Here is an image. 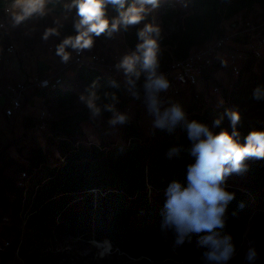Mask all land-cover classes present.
Segmentation results:
<instances>
[{"label": "trees", "instance_id": "obj_1", "mask_svg": "<svg viewBox=\"0 0 264 264\" xmlns=\"http://www.w3.org/2000/svg\"><path fill=\"white\" fill-rule=\"evenodd\" d=\"M187 1L189 12L178 25V30L159 33L158 37L152 35L159 44V71L166 69L173 59L186 58L193 47L214 38L222 31L223 21L241 11L259 7L264 18V0ZM7 5L8 0H0V19L4 17ZM48 7L56 13L66 9L62 0H49ZM141 28L138 24L129 26L126 31L130 47L135 48L137 43L142 42L137 36ZM61 29L63 41L78 35L72 22H63ZM72 48L68 45L66 51ZM262 68L263 73L255 79L251 95L259 87L264 97V62ZM136 70L141 72L139 79L135 73H125L123 79L105 75L88 66L77 68L75 74L84 83L89 99L93 98V92L96 94L94 103L100 109L98 115L107 116L113 109L121 107L126 94L133 99L145 95L143 85L147 72L141 69L139 62ZM50 91L62 106L73 103L79 97L77 92L61 87L44 92ZM132 92L138 98L131 95ZM90 112L93 113V110H77L51 122V130L62 137L59 149L63 160L52 166L50 174L30 191L32 208L26 213L28 230L40 236L82 237L99 242L107 240L113 244V250L142 258L147 263L200 264L195 238L177 247L173 243L174 234L162 232L160 228L162 192L171 179H183L188 162L186 151L171 160L166 155L173 146L187 148L183 128L178 126L173 133L155 129L151 136L145 137L138 125L132 122L126 125L128 142L125 144L77 143L74 137L82 131L83 124L96 121ZM188 118L209 124L206 113L194 112ZM252 129L250 126L245 128L242 142L243 136ZM45 160V152L39 147L32 150L24 165L31 168ZM248 165L250 184L241 187L227 183L228 190L235 193V199L228 206L224 231L232 236L236 252L250 218L257 212H264V160H249ZM29 188L30 179L27 194ZM12 196L24 197V189L17 184V176L10 178L0 174V203L14 211L18 209L19 199L14 200ZM260 222L263 225H259L257 230L264 231V214ZM228 264H232L231 260ZM251 264H264V246Z\"/></svg>", "mask_w": 264, "mask_h": 264}, {"label": "rangeland", "instance_id": "obj_2", "mask_svg": "<svg viewBox=\"0 0 264 264\" xmlns=\"http://www.w3.org/2000/svg\"><path fill=\"white\" fill-rule=\"evenodd\" d=\"M62 1L64 5L71 4L70 0ZM11 2L12 0H8L7 6ZM48 2L49 0H45L43 15L34 13L19 23L11 15L6 30L5 28L0 29V51L10 43H14L16 47L15 53L11 57V64L4 71L7 79L16 74L12 66L14 60H16L15 65L20 68L24 78H29L33 75L38 76V74L44 75L49 69L62 68L66 65L63 57L57 54V48L63 42L61 25L63 22L75 24L79 17L76 15L75 8H66L60 13L53 12L48 7ZM146 7L150 11L146 19L139 25L143 28L145 24L153 23L159 26L162 34L169 33V30H178L175 26L182 24L185 15L189 12L187 0H158L157 7L153 8L151 5ZM251 11H253L255 16H261L259 7ZM245 13V11L240 12L243 15ZM114 15L116 13L110 6V23ZM25 29L30 36H23L22 33L25 32ZM49 29H56V32L49 34L45 38V33ZM154 34L152 33L151 35ZM5 36L9 37L6 38ZM127 46L126 31L121 26L111 36L107 33L102 34L100 37L93 35V45L90 49L101 53L109 51L124 53L127 50ZM67 51L65 47V52ZM76 71L77 68L75 67L67 68L61 85V88L65 90H73L78 93L79 97L73 103L62 106L55 101L53 92H43L56 118L63 117L77 110H91L87 106L89 97L85 93L84 83L77 78ZM224 71L230 72L229 68L224 69ZM249 72L251 73L249 74ZM261 75L253 70H245L240 82L232 84L231 87L226 86L220 76L204 80L207 88L214 84H220L223 89L222 95L214 98L211 97L208 89L202 93L203 96H206L203 103L216 104V106H210L204 111H199L204 106L199 108V101L196 100L193 91L188 89L181 95L161 97V99L165 102V107L171 102L180 103L188 117L193 114V111L205 112L210 126L218 115L223 114L225 108H237L242 114V120L238 126L242 134L248 126L257 130H264V101L256 100L251 95L255 79ZM227 87L230 88V92L225 91ZM37 92L35 89L30 95L34 96ZM131 95L135 96L136 94L131 93ZM82 96L84 97L83 100H81ZM221 99L226 100V103H221ZM31 112L35 114V109ZM32 113H29V116L26 115L20 118L18 121H14L10 126L0 129V174L13 178L20 171L27 170L31 175L28 194L24 192L22 199H20L21 196H12L14 200L16 198L17 200L19 199V202H17L18 209L13 211L10 207L0 203V264H157L154 262L147 263L142 258L132 257L117 249L101 256L100 249L93 245L91 240H86L82 237L40 236L34 231L28 230L26 213L32 208L29 198L30 191L34 190L36 184L50 174L52 166L63 160L59 149L62 137L50 129L43 134L48 146L45 152V162L31 168L24 165V160L31 157L32 150L40 146L33 128L35 120L33 119L34 117H31L33 116L31 115ZM90 114L96 121H87L83 124L82 131L74 137L77 143L104 145L118 141L120 144H125L128 142L126 125L132 122L138 125L139 130L145 137L151 136L156 129L152 123L153 117L147 110L145 95L139 99H133L126 94L121 107L113 109L107 116L94 115L91 112ZM117 115H124L126 122L123 124L119 122L110 123ZM221 127H229L227 118H225ZM214 130L219 131V129ZM227 183L245 187L250 184L249 174L246 171L232 175L228 178ZM263 214L264 212H257L250 218L239 249L231 259L232 264L249 263L245 260V252L250 243L254 244L257 254L260 253L261 248L264 246V231L257 230V227L263 225L261 222L259 223ZM4 240H10L12 245L4 247Z\"/></svg>", "mask_w": 264, "mask_h": 264}, {"label": "clouds", "instance_id": "obj_3", "mask_svg": "<svg viewBox=\"0 0 264 264\" xmlns=\"http://www.w3.org/2000/svg\"><path fill=\"white\" fill-rule=\"evenodd\" d=\"M147 5L155 8L158 0H72L65 8L76 9L79 20L75 28L78 35L66 38L58 46L57 54L67 61L69 54L65 52L66 46L90 49L93 35L100 37L107 33L111 36L121 26L127 31L129 26L140 24L150 11ZM109 6L116 13L111 23L107 14ZM44 7L45 0H12L5 11L11 12L19 23L34 13L43 15ZM55 32L56 29H49L45 38ZM152 33L158 37L159 26L147 23L139 29L137 36L142 42L136 44L135 51L123 56L117 68H122L126 74L135 73L139 79L141 72L136 70V65L140 63L141 69L147 72L143 88L154 128L173 133L180 126L188 141L186 149L173 146L166 154L171 160L186 151L188 162L183 179H171L164 188L160 228L162 232L174 234L173 243L177 247L195 238L200 264H228L236 254V245L232 236L224 231L228 206L235 199V193L227 188V181L232 175L248 171L249 160H264V130H250L243 136L242 142L238 127L242 114L237 108H225L223 114L218 115L209 126L200 120L189 119L180 103L171 102L165 107L160 93L167 91L170 83L163 73L157 74L160 67L159 44ZM95 96L93 92L87 106L94 115H98L100 109L94 103ZM252 96L256 100L264 99L259 87L253 90ZM108 107L112 110L111 106ZM225 118L229 121L228 128L221 127ZM117 122L123 124L126 117L117 115L110 121L113 124ZM97 247L102 249L100 255L103 256L112 245L105 240ZM256 258L257 250L250 243L245 260L251 264Z\"/></svg>", "mask_w": 264, "mask_h": 264}, {"label": "built area", "instance_id": "obj_4", "mask_svg": "<svg viewBox=\"0 0 264 264\" xmlns=\"http://www.w3.org/2000/svg\"><path fill=\"white\" fill-rule=\"evenodd\" d=\"M8 7L4 8V17L0 19V29L6 30L12 15L11 12L5 11ZM245 12L244 15L239 13L223 21L222 31L206 43L193 47L186 58L173 59L166 69L157 70V74L163 73L170 83L168 90L160 93V97L178 96L188 89L193 91L200 107H203L204 97L198 87L201 81L213 78L215 71L229 68L233 85L240 82L249 65L252 66L253 71L261 75L264 62V18L255 16L253 11L245 10ZM242 40L248 41L251 47L244 51L237 50L236 45H239ZM255 40L257 44H254ZM15 50V44L10 43L0 51V112L7 119L19 115L29 116L26 102L31 92L36 89L43 93L45 90L61 87L67 68L88 66L105 75L124 79L125 72L122 68H117V65L125 54L135 51V48L128 45L124 53L118 51L101 53L92 49L72 48L67 51L69 58L62 68L49 69L44 75L7 79L4 71L11 64V57ZM210 91L215 96H221L223 93L220 84L210 86ZM225 91L230 92V89L226 88ZM40 99L39 112L31 117L35 120L33 128L39 140V147L46 152L48 146L43 134L51 129V122L57 118L51 111L44 94ZM3 128L4 124L0 122V129ZM29 179L30 175L26 170L17 175V184L24 189L25 193ZM10 245V240H4V247Z\"/></svg>", "mask_w": 264, "mask_h": 264}, {"label": "crops", "instance_id": "obj_5", "mask_svg": "<svg viewBox=\"0 0 264 264\" xmlns=\"http://www.w3.org/2000/svg\"><path fill=\"white\" fill-rule=\"evenodd\" d=\"M258 8V7H257ZM259 10H260V8H259ZM38 33H40V32H38ZM23 34V36H30L29 35V33H28V31L25 29V32H23L22 33ZM258 42H257V40H255L254 41V44H257ZM251 47V45L250 44H248V41H246V40H242L241 42H240V44L239 45H236V49L237 50H241V51H244V50H247L248 48H250ZM14 60V59H13ZM15 63H16V60H14V62H13V68H14V70L16 71V74H14L15 76H11L10 77V79H17V78H24V75L22 74V72H21V70H20V68H18V66H16L15 65ZM29 69V68H28ZM245 70H252V66L251 65H249V66H247V68L245 69ZM244 73H245V71H244ZM251 72H249V74H250ZM244 75V74H243ZM17 76V77H16ZM33 76H36V75H33ZM218 76H220V78L223 80V82H224V84L226 85V86H229V87H231L232 86V78H230V72L228 71H224V70H217V71H215L214 72V74H213V78H216V77H218ZM229 87H227V88H229ZM199 90L202 92V93H204L207 89H208V91H209V94H211V97L212 98H214V97H216L215 95H213L212 93H211V91H210V87L209 88H207L206 86H205V83H204V81H201V83H200V85H199ZM230 89V88H229ZM33 93H35V92H33ZM42 92L41 91H38L34 96H31V95H29V97H28V100H27V102H26V105H27V110H28V112L29 113H32L31 111L33 110V109H35V114H31V115H33V116H35L38 112H39V105H40V101H41V96H42ZM208 96V95H207ZM31 97V99H29ZM203 97H205L204 99H206V96H203ZM223 103H226L224 100H223ZM31 104H32V106H31ZM204 105V107L203 108H201V107H199V108H201V109H199V111L200 110H202V111H204V110H206L207 108H209L210 106H216V104H206V102L205 103H203ZM206 104V105H205ZM30 105V106H29ZM33 105H36V106H33ZM198 106H200V104H198ZM195 111H193V113H194ZM202 113H205V112H202ZM24 116H22V115H19V116H15L14 118H12V119H7L6 117H5V115L2 113V112H0V122L1 123H3L4 124V127H7V126H10V124L12 123H14V121H18L20 118H23ZM8 122V124H6ZM94 144H96V145H99V144H97V143H94ZM120 143L118 142V141H113V142H109L108 144H104L105 146H107V145H110V146H115V145H119Z\"/></svg>", "mask_w": 264, "mask_h": 264}, {"label": "bare ground", "instance_id": "obj_6", "mask_svg": "<svg viewBox=\"0 0 264 264\" xmlns=\"http://www.w3.org/2000/svg\"><path fill=\"white\" fill-rule=\"evenodd\" d=\"M93 241H95L96 243H93ZM91 242L93 243V245H95L96 247H97V244L98 243H102V241H96V240H91ZM110 242V241H109ZM111 243V242H110ZM111 245H112V247H111V250L110 251H108V252H106L104 255H106L107 253H109V252H111V251H113V244L111 243ZM97 248H99V247H97ZM100 249V252L102 251V249L101 248H99ZM103 255V256H104Z\"/></svg>", "mask_w": 264, "mask_h": 264}, {"label": "water", "instance_id": "obj_7", "mask_svg": "<svg viewBox=\"0 0 264 264\" xmlns=\"http://www.w3.org/2000/svg\"><path fill=\"white\" fill-rule=\"evenodd\" d=\"M133 94H136L135 92H132ZM147 259H149V258H147ZM150 260V259H149Z\"/></svg>", "mask_w": 264, "mask_h": 264}]
</instances>
